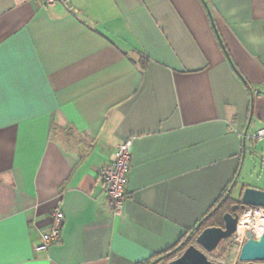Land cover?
Returning <instances> with one entry per match:
<instances>
[{"label":"crops","instance_id":"crops-1","mask_svg":"<svg viewBox=\"0 0 264 264\" xmlns=\"http://www.w3.org/2000/svg\"><path fill=\"white\" fill-rule=\"evenodd\" d=\"M204 1L0 0V264H139L234 178L236 198L264 189V137H246L264 125V0ZM128 137L113 216L101 168ZM57 201L61 238L34 250Z\"/></svg>","mask_w":264,"mask_h":264},{"label":"built area","instance_id":"built-area-1","mask_svg":"<svg viewBox=\"0 0 264 264\" xmlns=\"http://www.w3.org/2000/svg\"><path fill=\"white\" fill-rule=\"evenodd\" d=\"M44 5H54L63 0H42ZM246 137L261 139L264 137V125L255 132L246 134ZM132 137L119 142L116 145L115 154L111 161L106 162L101 168L104 190L109 201L111 214L119 216L122 213L123 203L128 195L127 183L131 170L132 156ZM264 207L247 206L239 214L235 230L229 236V240L237 245L239 249L242 242L250 231L253 236H258L263 227ZM64 225V214L61 209V202L53 206L50 211V222L46 229L41 231L39 241L33 248L34 250L47 249L51 244L60 240Z\"/></svg>","mask_w":264,"mask_h":264},{"label":"water","instance_id":"water-1","mask_svg":"<svg viewBox=\"0 0 264 264\" xmlns=\"http://www.w3.org/2000/svg\"><path fill=\"white\" fill-rule=\"evenodd\" d=\"M241 206L264 207V189L253 186H245L240 194ZM237 204H233L232 211L223 214L222 226H207L198 232L194 241L182 249L176 256L169 259L166 264H220L208 259L203 250L212 251L219 242L229 238L235 230L239 214L236 211ZM203 250H202V249ZM264 261V222L262 231L258 236L248 231L246 239L238 250L236 264H262Z\"/></svg>","mask_w":264,"mask_h":264},{"label":"trees","instance_id":"trees-1","mask_svg":"<svg viewBox=\"0 0 264 264\" xmlns=\"http://www.w3.org/2000/svg\"><path fill=\"white\" fill-rule=\"evenodd\" d=\"M203 2H205L203 0ZM145 63L144 60H141V65ZM236 185L235 178L225 188L217 202L210 208V210L202 218L201 222L194 228L190 235L186 236L184 239L177 242L172 248L167 251L155 254L151 260L140 262L139 264H153L159 260H169L176 256L182 249H184L188 244L194 241V238L200 230L207 226H222L223 225V214L226 211H232L233 204H237L236 211L240 214L243 209L249 205L241 206L239 198L232 197L231 190ZM226 239V238H225Z\"/></svg>","mask_w":264,"mask_h":264},{"label":"rangeland","instance_id":"rangeland-1","mask_svg":"<svg viewBox=\"0 0 264 264\" xmlns=\"http://www.w3.org/2000/svg\"><path fill=\"white\" fill-rule=\"evenodd\" d=\"M256 172L257 170L255 171V173ZM236 194L237 193L235 192L232 197H235ZM238 250L239 249H237V245L232 243L229 240V238H226L221 240L214 250L212 251L203 250V251L207 255L208 259L212 261H216L220 264H236Z\"/></svg>","mask_w":264,"mask_h":264}]
</instances>
